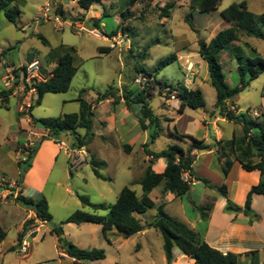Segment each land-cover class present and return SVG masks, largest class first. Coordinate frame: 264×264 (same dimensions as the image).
<instances>
[{
	"label": "rangeland",
	"instance_id": "1",
	"mask_svg": "<svg viewBox=\"0 0 264 264\" xmlns=\"http://www.w3.org/2000/svg\"><path fill=\"white\" fill-rule=\"evenodd\" d=\"M130 1L103 0L102 3L96 2L90 9L84 10L79 5V0H53L55 14L61 15L66 21L62 29H57L53 22H44L37 27L34 26L33 20L43 7L44 0H15L12 6H18L21 11L16 25L8 21L4 11H0V46L7 52L5 61L19 64L20 60L23 61L24 54L29 51L30 60L37 58L43 64V68L46 64V68L52 70L59 54L69 51L74 56L77 73L69 91L62 94H46L42 104L34 109L36 116L57 118L65 114L78 113L80 104L77 100L81 95L95 107L92 129L95 137L90 139L85 147L88 157L80 170L66 173L61 170V166L67 165V154L65 150L61 151L57 166L61 186L57 188L55 187L56 182H53L46 189L49 212L53 220L37 235L32 233L33 227L28 228L29 237L25 238L26 235L23 239L31 246L28 254L20 253L18 249L19 227L27 216V212L23 207L18 208L14 202H11L5 209L0 206V225L7 233L5 241L0 244V264H167L163 237L154 228H147L144 230L147 231L146 233H139L130 238L123 236L105 238L100 226L92 225L97 227L95 229L91 225H86L90 228L81 230L76 224L63 225V231L66 232L64 237L75 244L70 240L72 238L77 243L75 244L77 247L82 246L84 248L81 249L85 250L103 249L106 253L105 260L77 263L63 260L59 256L62 248L57 244V236L52 233V230L60 227L62 222L77 211L100 216L107 215L108 212L105 210L96 211L92 206L83 204L79 197H87L91 205L111 206L116 203L121 190L125 187L131 188L138 196H142L140 181L149 165L145 163L148 157L146 150L159 152L173 145L188 149L190 141L188 139H185V142L178 141L177 133L198 139L194 135L196 123L193 119L212 109L216 99L215 89L208 82L203 86L205 108L181 110L180 101L171 86L177 88L183 85L194 90V78L191 73L195 67L199 69L195 66L198 63H201V76L208 72L207 63L201 62L197 54L198 41L201 39L208 41L219 31L230 27L220 15L224 9L234 2L244 1L249 11L260 15L264 14V0H222L216 12L208 14L193 12L191 21L193 28L185 21L192 12L190 0H135L132 6H129ZM173 1L176 6L171 12V17H160L161 8ZM104 8L109 14L107 17H103ZM127 9H130V13L125 19L122 13ZM100 18L105 25L102 24L101 29H95L93 25ZM26 26L27 29L23 31L22 28ZM117 26L124 27L126 30L124 32L119 30L118 35H113ZM80 28H83L84 32L79 30ZM239 36L240 42L231 46L233 51L230 48L219 54L223 73L228 85L232 88L240 86L241 83L235 48H238L239 54L245 58L255 56L253 50L264 58V40L247 37L242 32ZM101 48H110L111 51L103 53ZM48 52L49 55L46 56ZM168 56H176L177 59L181 57V61L174 62L159 74L152 72L158 63ZM187 63L193 65V70H188ZM44 69L43 75L48 78V70ZM145 73H150L151 76ZM140 77L146 78V82L141 84V87L136 83ZM248 78L249 75H246V81ZM111 88L115 90L117 97L110 98L111 101H104L103 104L97 106L99 102H103L99 100L98 94L105 93ZM144 89L150 96L151 108L161 119L162 128L154 144H150L148 140L149 146L145 151L141 143L144 134L139 126L132 135L126 136L124 135L126 129H120L117 125L122 118L141 117L142 106L132 105L127 100H122V97L126 92L137 94ZM263 96L264 72L252 81L235 100L241 110L254 117L255 110L258 113L261 112ZM14 108L15 100L12 99L10 112L0 107V115L7 121H15ZM182 113L180 123L173 124L171 119ZM110 117H115L118 123L114 125ZM131 117L125 122L126 126L131 125L133 120ZM104 121H108L106 126ZM168 123L171 125L170 129L167 127ZM235 125L236 136L239 137L242 130L238 124ZM38 127L42 128L40 125ZM150 132H152L151 129H149ZM79 133L85 135L84 130H80ZM62 139L68 148L73 149L71 144L74 137L72 135H64ZM125 141L136 143L134 150L129 151L130 153L133 151L132 154L125 151L123 147ZM83 142L87 143L86 140ZM103 161L107 163L106 168H95L107 178L106 181L98 179L94 171V162ZM218 170L215 163L211 171L223 178ZM185 177L188 178V175ZM233 177L235 182L238 178L242 184L241 189L232 185L233 183L226 184L229 188L230 199L236 203L237 199H242L244 195L242 189L251 183V179L247 177V174L239 179L237 170L234 171ZM161 188L162 186H159L150 196L157 204L161 201ZM206 195L219 197L222 201L225 200L226 204V199L219 191L196 184L191 187L190 195L183 198L182 205L180 200H166L165 211L181 222L185 223L186 220L196 222L202 213L207 212L202 208ZM257 199L259 200L252 213V219L255 222L259 221V216L264 212V197L260 196ZM217 210L219 211L215 221L214 236L219 234L226 221L224 218L226 213L218 203ZM6 211L13 212V217L6 216ZM156 214L157 208L142 215L143 224L148 225ZM207 226V220L197 221L196 229L202 240H204ZM92 230L94 232H91ZM90 232L95 235L94 238L90 236ZM244 235L249 241L252 233L244 232ZM93 240L95 244H92ZM256 246L259 245L256 244ZM257 264H264V249L260 253V261Z\"/></svg>",
	"mask_w": 264,
	"mask_h": 264
},
{
	"label": "trees",
	"instance_id": "2",
	"mask_svg": "<svg viewBox=\"0 0 264 264\" xmlns=\"http://www.w3.org/2000/svg\"><path fill=\"white\" fill-rule=\"evenodd\" d=\"M103 0H79V5L82 9L88 10L94 3H102ZM135 0L129 2L132 6ZM153 1V0H151ZM15 0H0V11H4L5 17L9 22L17 24L21 15L18 6H12ZM222 0H190L191 13L186 17L185 21L193 28L192 17L193 12L198 11L201 14H208L216 11L220 6ZM176 3L169 2L165 7L161 8L160 17H171V12L175 9ZM130 9L122 13L126 19L129 17ZM109 14L104 8L103 17ZM221 16L230 23V27L221 30L210 40H199V56L207 63L209 78L211 86L216 91V102L213 113L225 118L229 122L238 124L241 127L242 134L239 137H234L229 142H221L215 145L206 144L204 140L196 139L190 135L177 133V138L185 142V139L190 141L188 149H183L180 146L173 145L158 153H152L146 150L149 156L154 158H164L167 161L166 169L163 173H155L150 165L144 172L140 181L143 194L139 197L134 190L125 187L121 190L117 201L111 206L91 205L87 197H79L83 204L90 205L94 210L107 211L106 216L97 214H89L83 211H77L68 217L61 226L53 229L52 233L58 238V245L64 250V253L75 262H96L106 259V253L103 249L94 248L92 250H85L77 247L72 242L64 237L63 225L66 224H96L100 225L104 236L110 231L116 230L123 237L130 238L135 236L147 228H154L159 231L163 237V249L166 256L167 264H172L174 261L173 249L178 247L180 251L194 261V264H243L242 258H249V264H257L259 262V252L251 251L245 254H235L228 252L226 254L214 249L185 223L171 217L165 211V203L162 202L159 206L150 198V193L158 186L163 185L164 193H173L177 197L184 198L190 193L192 181L185 180V174H191L193 171V164L195 157L194 151L208 152L214 146H222L220 152V160H223V174L227 178L231 172L234 161L231 154L227 152L230 148L235 160L241 165L245 172L251 173L259 172L258 184L252 186L247 193L244 207H238L231 201H228L226 211L238 214L241 210L246 217L249 218V223L252 225L255 221L252 219V201L255 195L264 196V112H260V117L254 118L248 112H240L238 108L231 110L228 102L235 96L244 92L250 83L256 80L264 72V58L256 53L255 56L247 57L239 54L238 48H235L236 57L238 60V72L240 75V86L232 88L228 85L226 76L223 73V66L219 60V54L231 48L232 44L240 42L239 34L242 32L247 37H254L264 40V14H254L249 11L246 2H234L229 7L221 12ZM104 23L102 18L97 19L94 23L95 29H101ZM119 30L123 32L124 27L117 26L113 31V35H118ZM112 35V36H113ZM111 37V35H109ZM102 52H110L111 49H103ZM232 50V48L230 49ZM234 50V49H233ZM232 50V51H233ZM10 51V50H9ZM6 50L0 49V64L6 57ZM74 56L71 52L66 51L59 54L57 63L50 72H48V79L45 82L37 83V100L32 105L31 110L36 106L41 105L42 100L46 94H62L69 91L72 81L77 73V68L74 62ZM176 56H168L161 60L158 65L152 70L155 74H159L169 65L176 62ZM151 76L150 73H145ZM249 75L248 81L245 77ZM165 84V83H162ZM167 85V84H166ZM169 87V85L167 86ZM176 92L177 98L180 100L181 110L190 108L198 110L205 108L206 101L202 90L189 89L183 85L177 88L171 86ZM85 92V91H83ZM12 91L0 90V100L2 105L7 108L9 98ZM117 94L114 89H108L105 93H99L98 98L101 101L110 98H116ZM122 100H127L131 104L141 105V128L145 130L151 129L149 133V142L154 144L159 138L161 128V119L155 115L150 106V96L147 90H142L139 93L126 92L123 94ZM80 104V111L73 114H65L57 118H43L35 119L34 123L40 125L43 129L50 133L52 138H59L63 134H70L74 137L71 144L73 149H81L86 147L89 140L93 138V117L95 112L93 106L87 102L82 95L77 100ZM130 105V104H129ZM80 130L85 131V135L79 133ZM87 143H84L85 141ZM148 144L145 145L147 148ZM37 151V145L33 148H24L23 152L26 154L24 163H29L34 153ZM105 166L104 162H94V171L98 179H104L99 170L95 167L101 168ZM26 169L23 170V174ZM222 196L227 197V186L223 184L219 188ZM15 201L22 207L33 211L36 214V219L45 223H50L53 220L49 212V205L45 198L41 200H34L19 195ZM157 208L158 214L155 219L148 225L136 218V214H144L150 209ZM203 219L206 218L207 212L202 213ZM34 220L27 221L24 225L23 231L19 233L18 242L22 243L24 237L28 232V228ZM7 237V233L0 226V244ZM14 250V248H12Z\"/></svg>",
	"mask_w": 264,
	"mask_h": 264
},
{
	"label": "crops",
	"instance_id": "3",
	"mask_svg": "<svg viewBox=\"0 0 264 264\" xmlns=\"http://www.w3.org/2000/svg\"><path fill=\"white\" fill-rule=\"evenodd\" d=\"M216 11H213V12H216ZM220 15H221V13H220ZM223 20H225V19L223 18ZM225 21L227 22V25L231 26L227 20H225ZM103 25H105V24H103ZM26 29H27V26L22 28L23 31ZM40 35H42V34L40 33ZM214 36H212L211 38H213ZM232 45H234V44H232ZM0 49H1V46H0ZM1 51H3V49H1ZM28 53H29V51L24 54L23 61L20 60L19 64H15L14 62L9 63V62L5 61V59H3L2 63L0 64V90H2L3 83L5 82L7 76L10 72L16 73V71L21 70L22 67L26 66L32 60L37 59V58H34V59L30 60L28 58V55H29ZM47 55H49V52L46 54V56ZM198 56H199V54H198ZM58 58H59V55H58ZM180 61H181V57L177 60V62H180ZM201 62H204V60L202 58H201ZM45 65H44L45 69L44 68L43 69L46 71L48 70V72H50L51 70L47 69ZM188 65H192V64L187 63V68H188ZM195 66H197L199 69L197 70L195 67L193 73H191V76H193V78H194L193 87H194V89L202 90V92L204 94L203 86L207 85L206 84L207 82L209 84H211L210 78H208L209 71L206 72L204 76H201L202 75L201 71H200L201 63H198ZM205 69H206V67H205ZM192 70H193V65H192ZM6 91H8V90H6ZM9 91H12V95L9 98L7 108H5L2 105L1 100H0V107L4 108L10 112L11 100L14 99L15 100L14 111L16 114V120L15 121H12V120L7 121L5 118H3L0 115V206H2V208H4V209L7 208L11 202H14L18 208H22V206L15 201V198L19 195H22V196L27 197V198H32L34 200H41L43 198H45L47 200L46 189H47L48 185L52 184L53 182H56L55 187L58 188L61 186V183L59 182V179H60L59 174L60 173H59V170L57 169V166H58V162H59V158H60V154H61L62 150L56 145V142L57 141L64 142L62 138L64 137V135H68V134H63L58 139L52 138L50 136V133L47 130H45L43 128H39L38 125H36L34 123L35 119H43V118H41V116H38V115L36 116V110H34L35 108L31 110V107L36 102L37 97L36 96L32 97L30 94H26L23 91V88H22L20 82H17L16 86ZM237 97H238V95L235 96L233 99H231L228 102V106L230 107L231 110L238 108L240 112H244L237 105V102L235 100V98H237ZM108 100H105V101H108ZM109 101H111V100H109ZM42 102H43V100H42ZM215 102H216V99H215ZM215 102L213 103L212 109H210L209 112L203 113L202 116L193 119L196 123L194 135L199 140H204L205 143L209 144V145H215V144H218L221 142L222 143L223 142H229L234 137H237L235 129H234V126H236L235 123L229 122L225 118L220 117L218 114L213 113ZM103 103H104V101L99 102L97 104V106H100ZM261 108H262L261 112H264V98H263V104H262ZM93 111L95 112L94 106H93ZM254 112L258 113V111H256V110ZM182 115H183V113L179 114V116H177L176 118L173 117L171 119L172 123L175 125L177 123H180V121L182 120ZM130 117L131 116L127 117L126 119L122 118L120 120V123H118V121L116 120L115 117H113V118L110 117V121H112L114 125H116V123H118L117 124L118 128L126 129L124 135L130 136L133 134L134 130L136 128H138V126L141 128V124H140V118L141 117L138 118V117L132 116L131 118H133V120L131 121V125L126 126L125 122L129 121ZM122 120H124V121H122ZM104 122L106 123V124H104L106 126L108 124V121H104ZM170 126L171 125L168 123V126H167L168 129H170ZM141 130L143 131V134H144L143 141L141 143L144 146L143 149L145 151L146 150L145 145L147 144V142L149 140V130L144 131L142 128H141ZM200 132H201V134H200ZM94 137H95V135L93 136V138ZM177 140L180 141L178 138H177ZM29 141L37 142V144H36L37 145V151L34 153L33 157L30 159L29 163H24V161L26 160L27 157H26V154L23 152V149H24V145L27 144V142H29ZM135 145H136V143L134 144V142L131 143V142L125 141L123 144V147H125L124 149L126 152L130 153L129 151L134 150ZM183 149H186V148L184 147ZM225 150H227V152H229L231 154V158L234 161V166H233L231 172L229 173V175L227 176V178H225L224 174H223V160H220V152H222V146L216 145L213 147V149L211 151H208V152H197V151L193 152V155L195 157V161L193 164V171L191 174H187L188 179H190L192 181V186L196 185V184H202L206 188H210V189H214V190L219 191L218 188L220 186H222L223 184L226 185V184L233 183L232 185H236L239 187V189H241L242 184L238 181V178H237L236 182L233 180L234 179L233 173L235 170L238 171L239 179L244 177L245 174H247V177L251 179V183L249 185L244 186V188L242 189L244 191L243 192L244 195H243L241 200L237 199L236 203L230 199L229 188L227 185L226 186H227L228 195H227V197L223 196L226 199V204H225V200L222 201V199L219 197H217V198L215 196L209 197V195H206L207 197H205L204 206L202 207L203 210L204 209L207 210V216H206L205 220H207V222H208L206 234L204 236V241L207 244H209L211 247H213L214 249H217L224 254H226L228 252L235 253V254H245V253H248L251 251H258L259 252V261H260V253H261L262 249H264V230H263L264 229V212L262 215L259 216L260 217L259 221H256L251 225L249 223V218L244 215L243 210H241L238 214L230 213V212L226 211L228 201H231L232 203H234L238 207H241V208L244 207V203L246 200L247 193L252 186L258 184L260 175H259V172H257V171H254L251 173L245 172L242 169L241 165L235 160V157H234L233 153H231L230 148H227ZM149 151H151V150L149 149ZM161 151H159V152H161ZM151 152L152 153H158V152H154V151H151ZM132 153H133V151H132ZM132 153H130V154H132ZM66 162H67V165L65 164L64 167L61 166V170H64L66 173H68V172H71L70 156L69 155H67V161ZM104 163H105V166H102L101 168L107 167V163L106 162H104ZM145 163L146 164L149 163L148 167L151 165L152 169L155 173H163L166 169V166H167L166 159L154 158L153 156H149V155H148L147 159L145 160ZM215 163L217 164V166L219 168L218 171L223 175V178H221L219 175H217L211 171V169H213ZM24 169H26L25 174H23ZM103 178L104 179H100V180H102V181L107 180V178H105L104 176H103ZM215 180L217 182H214ZM2 183H4V184L1 185ZM160 186H162L161 191H160V195H161L160 204L162 202H164L165 207H166V200H180L181 205H182L183 198L177 197L173 193L165 194L163 185H160ZM158 187H156L150 193L149 196H151V194ZM139 197H141V196H139ZM259 197H260V195H255L253 197L252 206H251L252 213L254 211L255 204H256L257 200H259L257 198H259ZM262 197H264V196H262ZM47 202H48V200H47ZM217 203L220 205V208L222 210H224V212L226 213V215L221 214V215H224V218L226 219V221H225V225L221 227L219 234L214 236L213 231H214V227H215V221L217 218V212L219 211V210H217ZM155 204L157 206L160 205L157 203H155ZM48 205H49V203H48ZM24 210L27 212V216L23 219V221L20 224L19 233L23 231L24 225L27 221L34 220V223H32L30 227L34 228V230H32V233L37 235L41 231L42 228L46 227L47 223L42 222L40 220H37L36 214L33 211L28 210L26 208H24ZM210 212H211V214H210ZM144 214H136L135 215L136 218H138L142 222V224H143L142 215H144ZM157 214H158V211H157ZM157 214H156V216H157ZM12 215H13V212L10 213L9 211H6V216L13 217ZM155 217H154V219H155ZM201 219H203L202 215L199 217V219H197V221L198 220L200 221ZM197 221L196 222H190V221L186 220L185 224L189 228L194 230L200 236V234L198 233V231L196 229ZM86 225H91V227L95 228V229L97 228L96 226H100V225H96V224H82L79 226H80L81 230H83V229L88 230V228H90V227L86 226ZM92 225H96V226H92ZM91 232H94V231L92 230ZM91 232H90V234H91L90 236L94 238L95 235ZM144 232L146 233L147 231H143L141 233L144 234ZM244 232H251L252 233L251 238L249 237L250 242L247 241L248 237L246 235H244ZM64 233H66V232H64ZM35 235L33 237H35ZM27 236L25 238H27ZM108 236L111 237V236H122V235L118 231L113 230V231H110L108 233L107 238H108ZM5 239L3 240V242L5 241ZM70 240L73 241L75 244H77L72 238H70ZM23 241H26V240H23ZM57 242H58V238H57ZM92 244H95L94 240L92 241ZM256 244L259 246L255 247ZM18 245H19L18 249H20L21 243L18 242ZM29 247L31 248V246H29ZM80 247L84 248L82 246H80ZM12 248H14V246H12ZM177 250H179V251H177ZM29 252H30V249H29ZM59 256L63 260H67V261L72 262V263L75 262L74 259L70 258L68 255H66L64 253V250H62V249H61ZM173 257H174V261L172 264H179L180 262H183L184 264H194V261L191 260L188 256L184 255L178 247H175L173 249ZM248 262H250L249 258H246V257L242 258L243 264H248ZM75 263H77V262H75Z\"/></svg>",
	"mask_w": 264,
	"mask_h": 264
},
{
	"label": "built area",
	"instance_id": "4",
	"mask_svg": "<svg viewBox=\"0 0 264 264\" xmlns=\"http://www.w3.org/2000/svg\"><path fill=\"white\" fill-rule=\"evenodd\" d=\"M54 10L55 9H54L53 0H44L43 7L40 9V12L37 15V17L33 20L34 26L37 27L44 22H53V24L56 26L57 29H62L66 21L63 20L61 15L55 14ZM79 30L84 32L83 28L82 29L80 28ZM188 70L190 71L192 70V65H188ZM47 79L48 78L44 77L43 75V67L41 61L39 59H34L26 66L22 67L21 70L16 71V73L10 72L5 82L3 83L2 90L9 91L16 86L17 82H20L23 91L26 94H30L32 97L33 96L37 97V88H36L37 83L45 82ZM144 82H146V78L142 79V77H140V79L136 80V83L139 85V87H141V84H143ZM254 117L255 118L260 117V114L254 112ZM36 144L37 142L29 141L27 142V144L24 145V148H33ZM56 145L61 150H65L66 154L70 156L71 171L80 170L88 157L85 148L71 149L68 148V146L62 141H57ZM185 176H187V174H185ZM185 180H188V178L185 177ZM3 184L4 183H2L1 185ZM27 237H29V235ZM29 249H30L29 244L26 241H23L19 249V252L23 254H28Z\"/></svg>",
	"mask_w": 264,
	"mask_h": 264
},
{
	"label": "water",
	"instance_id": "5",
	"mask_svg": "<svg viewBox=\"0 0 264 264\" xmlns=\"http://www.w3.org/2000/svg\"><path fill=\"white\" fill-rule=\"evenodd\" d=\"M188 195H190V193Z\"/></svg>",
	"mask_w": 264,
	"mask_h": 264
}]
</instances>
